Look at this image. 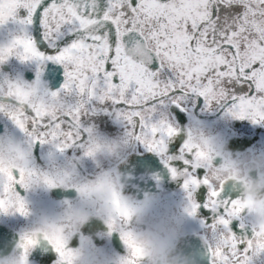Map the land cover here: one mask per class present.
<instances>
[{
    "label": "snow or ice",
    "instance_id": "6c2138e0",
    "mask_svg": "<svg viewBox=\"0 0 264 264\" xmlns=\"http://www.w3.org/2000/svg\"><path fill=\"white\" fill-rule=\"evenodd\" d=\"M9 21L18 30L0 44V115L22 135L28 155L39 144L60 153L79 146L90 156L101 141L96 118L112 116L125 137L161 157L174 179L183 177L190 215L201 207L193 194L207 189L204 208L215 214L206 241L211 264H246L251 240L234 230L236 220L245 227V203L224 197L204 154L187 139L180 143L177 121L190 100L203 98L206 108L222 104L235 119L264 123V0H0V26ZM12 59L34 78L5 73ZM12 81L23 87L5 95ZM23 178L24 170L6 178L0 170V212L28 215L17 191L28 189ZM112 196L109 228L130 216ZM119 232L127 264H139L133 233ZM54 252L55 264H71L60 238ZM30 254L25 249L24 264Z\"/></svg>",
    "mask_w": 264,
    "mask_h": 264
},
{
    "label": "clouds",
    "instance_id": "9594fccd",
    "mask_svg": "<svg viewBox=\"0 0 264 264\" xmlns=\"http://www.w3.org/2000/svg\"><path fill=\"white\" fill-rule=\"evenodd\" d=\"M21 87L23 85L12 81L6 85L4 94H15ZM32 100L34 96L30 95L26 102ZM186 139L189 146L203 153L205 161L211 163L209 178L216 182L223 181L230 190L240 193L245 203L244 212L254 222L246 264L264 260V154L234 153L198 127L187 132ZM131 143L125 136L101 140L99 147L86 157H102L118 163L126 158ZM0 170L5 178L9 172L15 175L24 170V183L30 189H51L55 188L51 184H55L56 187L76 190L74 200L63 202L61 215L54 216L46 210L35 214L26 238L20 236L10 242V250L6 253L0 250V264H24L22 257L25 249L29 253L40 247L45 251H54L57 238L62 240L65 251L71 250L68 257L71 264H127L128 256L114 257L103 248H94L91 238L75 248L70 247L74 235L80 233L93 217L106 225L103 233L95 234L98 238L107 239L111 233L135 229L133 238L136 246L142 250L139 264H199L197 253L181 247L187 223L184 210H173L158 203L151 194H146L142 199H132L123 194L132 179L131 171L106 170L93 178L79 179L72 169H35L25 146L14 136L5 134H0ZM100 184L104 185L102 190H98ZM113 192L122 206L127 205L130 216L122 224H114L109 228L108 224L116 215ZM28 240H31V244Z\"/></svg>",
    "mask_w": 264,
    "mask_h": 264
},
{
    "label": "flooded vegetation",
    "instance_id": "af4514ba",
    "mask_svg": "<svg viewBox=\"0 0 264 264\" xmlns=\"http://www.w3.org/2000/svg\"><path fill=\"white\" fill-rule=\"evenodd\" d=\"M23 15V13H21ZM18 30V25L9 21L7 25L0 26V44L5 43L10 36ZM2 70L10 76L14 71H20L23 78L30 80L34 78L31 67L19 66V62L12 59L9 64L2 66ZM59 85H57L58 87ZM179 111V110H176ZM182 120L178 119L181 128L180 143L186 139V134L193 127L213 135L216 139L226 145L234 153L253 152L264 154V123H253L248 119L239 120L227 114L226 106L214 104L206 108L203 98H193L189 102L186 111L181 112ZM95 126L101 140L118 138L124 136V127L116 122L114 117L100 115L96 118ZM6 131L14 132V137L23 144V137L14 129V126L6 117L0 115V134ZM171 143H175L173 140ZM170 143V147H171ZM31 165L40 170H75L79 179L93 178L102 171H131L132 179L124 190V195L132 199H142L146 194H151L158 203L168 207L182 209L187 218L186 230L181 241V247L186 251L199 255V264H211L208 243L213 233L210 225L215 220V214L204 208L207 189L203 188L193 194V198L200 204V209L195 215L189 214L190 200L183 188V177L173 178L168 168L164 165L161 157L155 153L147 152L143 147L132 142L127 150L126 158L118 163L105 160L102 157L88 158L84 155V149L79 146L65 150L60 153L51 146L36 144L32 148ZM140 162H143L141 166ZM18 194L23 199L28 215L24 216L15 212H0V250L5 253L10 250V242H14L21 235L27 233L33 224L35 214L46 210L54 216L63 212V202L72 201L76 197L75 188L64 189L55 187L51 189H24L18 187ZM201 191L204 196H201ZM224 197L228 199L240 198V193L230 190L225 185ZM158 213V209L156 210ZM243 229L239 227L241 220L234 221L236 234L250 238L254 222L246 212L242 214ZM106 225L99 219L93 217L84 226L82 231L75 234L71 240L70 247H77L86 239L91 238L92 247L103 248L114 257H126L129 252L120 232L111 233L107 238H98L96 233H103ZM134 232L135 229H128ZM243 247V246H242ZM29 264H55L58 259L56 253L43 247L34 249L29 255ZM264 264V260L256 262Z\"/></svg>",
    "mask_w": 264,
    "mask_h": 264
}]
</instances>
